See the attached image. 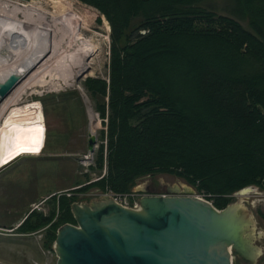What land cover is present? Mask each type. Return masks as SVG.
Returning a JSON list of instances; mask_svg holds the SVG:
<instances>
[{
    "label": "trees",
    "instance_id": "obj_1",
    "mask_svg": "<svg viewBox=\"0 0 264 264\" xmlns=\"http://www.w3.org/2000/svg\"><path fill=\"white\" fill-rule=\"evenodd\" d=\"M78 1L110 27L108 76L82 83L104 127L93 166L100 176L50 196L49 217L31 211L13 231L46 227L51 242L59 226L74 224L75 192L123 194L160 173L184 179L218 209L262 185L264 0H227L232 16L213 11L212 0Z\"/></svg>",
    "mask_w": 264,
    "mask_h": 264
},
{
    "label": "rangeland",
    "instance_id": "obj_2",
    "mask_svg": "<svg viewBox=\"0 0 264 264\" xmlns=\"http://www.w3.org/2000/svg\"><path fill=\"white\" fill-rule=\"evenodd\" d=\"M60 2L63 4L54 8L56 4H53L51 0H0V3L4 5L20 6L24 3L47 14L53 13L52 11H57V13L66 11L68 18L63 19L76 23L80 36L75 50L87 65L78 80L77 85L81 89L79 90L75 85L64 84L60 75L55 71L54 66L57 63L55 58L48 59L49 63L42 66L39 63L36 68L39 65L41 68L36 74V79L41 78L43 71L40 70L46 65L55 68L50 69L51 76L45 82L26 88L20 98H17L18 101L13 100L12 103L16 105L14 112L16 115H19L20 108L26 103H30V107H36L38 103H41L45 119L44 146L35 155L21 154L12 159L2 171L0 169V228L10 229L12 224H16L15 221L25 218V215L31 211H36L43 217H49L55 206L49 199L50 196L78 188L100 176L93 166L95 150L102 142L101 131L104 127L82 83L86 77L107 78L110 27L106 19L99 16L95 9L78 0H61ZM233 7L238 8L236 4ZM211 9L218 14L232 16L230 2L227 0H212ZM72 11L83 18L73 15ZM240 23L244 28L249 29L246 18L241 19ZM2 69L0 67V72ZM25 80H22L23 82L19 85H23ZM24 86L27 85L24 84ZM13 91L0 100V106H3L5 101H12ZM8 105L10 104L0 108V125H8L12 122L9 120L10 117L5 116L9 111L7 110ZM89 132L96 136L97 146L91 155L92 158L90 156L85 159L83 157L88 154L85 139ZM175 183L191 186L182 178L160 173L138 179L132 190L145 189L153 194H162L163 191L159 185ZM152 186H155V189L152 190ZM253 186L257 190L243 196H235L233 193L231 203L238 201L250 211L254 221V233L258 235L253 244L260 249L255 264H263L264 188L262 185ZM194 190L198 192L195 188ZM99 193L101 192L96 191L95 188L84 193L75 192L76 202L88 204L91 200L100 199ZM4 213L9 215L5 217ZM45 228L29 234L16 233L13 231L14 228L8 232H0V264H55L54 240L46 242ZM236 262L246 264L244 260L237 257Z\"/></svg>",
    "mask_w": 264,
    "mask_h": 264
},
{
    "label": "water",
    "instance_id": "obj_3",
    "mask_svg": "<svg viewBox=\"0 0 264 264\" xmlns=\"http://www.w3.org/2000/svg\"><path fill=\"white\" fill-rule=\"evenodd\" d=\"M25 75L13 73L0 82V100ZM96 143L89 132V153H94ZM253 190L257 188L246 186L234 195ZM134 191L142 194L138 210L108 196L88 204L71 203L74 224L64 223L55 232V264H237L236 257L255 264L260 249L253 241L258 235L250 211L240 202L218 209L198 197L193 187L176 183L164 194Z\"/></svg>",
    "mask_w": 264,
    "mask_h": 264
},
{
    "label": "bare ground",
    "instance_id": "obj_4",
    "mask_svg": "<svg viewBox=\"0 0 264 264\" xmlns=\"http://www.w3.org/2000/svg\"><path fill=\"white\" fill-rule=\"evenodd\" d=\"M76 25L54 13L47 14L24 3L20 6L0 3V67L3 68L0 82L13 73H23L26 74L25 78L28 77L27 80L23 79V85L19 83V88L17 85L12 90V101H5L0 106L10 104L5 116L12 121L8 125H0V167L21 154L38 153L43 142L44 114L41 103L36 107L26 103L16 115L13 100L18 101L17 98L26 88L45 82L51 76L50 69L54 67L66 85H75L76 78L86 70L87 65L75 50L80 40ZM54 58L56 66L52 63L53 68L46 65L40 70L43 71L41 78L36 79L41 68L40 65L36 68L37 65H45L48 59ZM77 88L81 90L79 86Z\"/></svg>",
    "mask_w": 264,
    "mask_h": 264
},
{
    "label": "built area",
    "instance_id": "obj_5",
    "mask_svg": "<svg viewBox=\"0 0 264 264\" xmlns=\"http://www.w3.org/2000/svg\"><path fill=\"white\" fill-rule=\"evenodd\" d=\"M97 145H95L96 147ZM93 153H89L87 155H85L83 158L88 159ZM92 158V156H91ZM101 193L98 194L99 197L102 196H108L110 199H112L114 202H116L117 204L125 207V208H129V209H133V210H138L140 208L139 206V198L142 196V194L131 190L127 193H123V194H119V193H114L111 191H99ZM198 197L204 198L202 195L198 194ZM205 199V198H204ZM33 209H36V207H33ZM11 229H5V228H0V232H8Z\"/></svg>",
    "mask_w": 264,
    "mask_h": 264
},
{
    "label": "crops",
    "instance_id": "obj_6",
    "mask_svg": "<svg viewBox=\"0 0 264 264\" xmlns=\"http://www.w3.org/2000/svg\"><path fill=\"white\" fill-rule=\"evenodd\" d=\"M78 96V95H77ZM76 97V96H75ZM74 98V97H73ZM43 114H44V112H43ZM44 121H45V119H44ZM44 132H45V128H44ZM88 135V134H87ZM43 139H44V137H43ZM43 146H44V140H43V142H42V146H41V148L40 149H42L43 148ZM86 149H87V147H86ZM35 155V154H34ZM21 156V155H20ZM18 157V156H17ZM3 167V166H2ZM2 171V170H1ZM1 171H0V173H1ZM96 191H98V189H96ZM4 214H6V213H4ZM7 215H9V214H6L5 215V217H7ZM27 216V214L25 215V217ZM24 218H22V219H19V220H17V221H15L14 223H16L15 225H11V227L12 228H16L21 222H22V220H23Z\"/></svg>",
    "mask_w": 264,
    "mask_h": 264
},
{
    "label": "flooded vegetation",
    "instance_id": "obj_7",
    "mask_svg": "<svg viewBox=\"0 0 264 264\" xmlns=\"http://www.w3.org/2000/svg\"><path fill=\"white\" fill-rule=\"evenodd\" d=\"M87 142H88V135L86 136V139H85V145H86V147H87ZM159 187L162 189V191H163V193L162 194H164L165 192H166V190H167V188H168V185L166 184V185H159ZM153 189H155V186H152V190ZM54 220H52V222H53ZM51 222V223H52Z\"/></svg>",
    "mask_w": 264,
    "mask_h": 264
}]
</instances>
